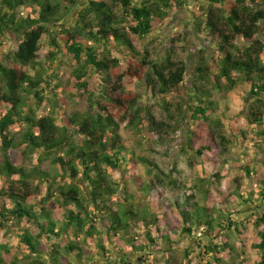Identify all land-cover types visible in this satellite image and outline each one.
I'll use <instances>...</instances> for the list:
<instances>
[{"label":"trees","instance_id":"1","mask_svg":"<svg viewBox=\"0 0 264 264\" xmlns=\"http://www.w3.org/2000/svg\"><path fill=\"white\" fill-rule=\"evenodd\" d=\"M188 5L187 0H0V53L12 46L5 55L9 64L0 63V236L5 240L0 264H98L96 257L108 256V247L120 256L119 264H135L132 255L156 257L166 247L174 250L177 237L197 233L208 240L197 264H232L236 239L245 241L252 232L261 240L256 264H264V210L243 221L234 218L240 208L264 202V177L255 161L237 164L257 181L255 190H245L239 176L236 190L217 202L207 183L211 156L240 149L248 157L251 145L255 159L264 158V0H194L193 28L211 49L200 51L189 96L183 86L188 64L176 59L182 37L172 38L161 60L142 46L174 9ZM80 7L70 25L68 18ZM45 36L50 51L43 58ZM59 62L72 68L66 80L55 69ZM139 85L159 99L162 119L154 105L143 103ZM234 90L245 100L253 98L241 117L247 128L232 121L236 115L225 98L215 99L216 93L224 97ZM173 93L181 100H167ZM70 95L86 98L87 110L67 114ZM188 122L182 152L203 173L193 186L179 184L177 168L166 175L127 147L122 134L126 124L145 135L146 144L169 149ZM47 163L50 170L43 169ZM141 164L150 175L146 182L135 173ZM163 176L183 193L170 204L160 191ZM130 178L149 201L139 203V195L130 193ZM190 258L187 249L185 264L193 263Z\"/></svg>","mask_w":264,"mask_h":264},{"label":"rangeland","instance_id":"2","mask_svg":"<svg viewBox=\"0 0 264 264\" xmlns=\"http://www.w3.org/2000/svg\"><path fill=\"white\" fill-rule=\"evenodd\" d=\"M82 1L88 2L89 0ZM187 1L189 2V5L183 6L180 9H174L162 30L157 31L153 35L149 36L146 40H143L142 46H144V51L148 49L151 50L153 52V56H156L159 60H161L167 53L172 38L178 36L182 37V39L180 40V44H178L176 59L185 61L188 64V73L186 75L183 86L185 88L187 96H189V91L191 90L193 85L192 79L195 75L197 64L201 56L200 51L202 49H207L208 51H210L211 47L203 40V38L196 34L192 25L193 17L190 11L194 0ZM82 8L83 7H80L68 18V23L70 25H74L77 22L79 11ZM47 39L48 38L45 36L41 41L42 52L44 55L43 58H45L50 51ZM11 49L12 46H7L2 49V53H0V63L9 64L5 55ZM115 50H117V52L121 53L125 57L130 55L127 49L116 47ZM113 54L115 55V53ZM66 63L67 65L61 68L62 64L59 62L55 68L60 72L63 80H66L70 76L72 71L69 62ZM138 89L143 94V103L154 105V111L156 112L157 116L162 119L163 116L161 115L160 108L157 104L159 99H155L146 89L145 85H139ZM223 95L216 93L215 99L218 101L225 98L228 102V106L232 109V113L236 115V118H233L232 121H239L241 127L247 128L245 121L241 117H243V115L245 114V111L253 98L245 100V96L241 93V91L238 90L226 93L224 97ZM68 100L69 104L65 108V111L69 115H72L74 113H83L88 108V102L86 98L78 101V98L76 96L70 95L68 97ZM167 100L176 103L181 99L178 98L177 93H173L172 95L167 97ZM188 107L189 98L187 97L186 113H188ZM44 111V113H49L48 108ZM189 125L190 123L188 122L180 128V131L176 136L175 144L169 149H166L156 143L146 144L147 137L142 134H136L134 131L126 128V124H124L123 126L122 134L127 147L136 150L139 155L149 157L152 161L158 164L160 170L164 171L166 175H171L172 169L177 168L178 171H181V175H175L176 179H178L179 184L189 183L191 186H193L194 184L198 183V181L203 177V173L199 164L194 163L193 166H190L187 161L188 157L182 152V149L185 147L187 142V128L189 127ZM254 129L256 131V128ZM228 132V137L232 139V134L230 133L231 131ZM255 139L259 143L263 142L262 139L256 138V136ZM251 148L252 146L250 145V150H248V157L244 156V152L240 149H235L225 156L219 155L211 156L209 158V160H211L212 166L209 172L210 176L207 183L208 185L212 183L211 186L214 188V190H216L213 193L217 198V202H220L222 199L228 197L236 190V188L238 187V182L236 181L239 176H242V186L245 188V190L249 191L256 189L257 181L250 180L246 176L245 172L242 171V168L237 166L238 163L252 166L253 164L248 162V160L255 161L254 163L258 166H256L257 170L263 173L260 177H264V158L255 159L256 154ZM149 149H152V151H149ZM43 169L50 170L51 165L47 163L43 166ZM135 173L142 177L143 182H146V180L150 177L147 171V167L142 164L138 166V168L135 170ZM215 175H221V179H215ZM162 178L165 180V185L160 187V191L164 196L163 200L166 204H170L175 196H183V193H181V191L172 189L167 185L169 180L167 176H163ZM114 179L120 181L121 175L115 174ZM124 179L127 180V173H124ZM81 186H83L84 189L86 188L83 182L81 183ZM127 188L130 193L139 195V203L149 201L146 194L139 193L136 185L132 182L131 178L128 179ZM245 195H247V191L245 192ZM256 196L258 195L256 194ZM263 210L264 202L260 201L254 205H246L243 208H240L239 213L235 214L234 218L238 221H243L245 220V218L255 214L257 215V213H261ZM249 227L250 231H252L253 228L251 226ZM244 233L248 235V232H246L245 230ZM2 236H0V243L5 241L4 239H2ZM207 241V238L200 233L195 234L193 237H190L187 234L182 235L180 237H177V244L174 250H171L170 247H166L164 249V252H162V254L160 255H157L156 257L151 256L152 252H147L144 255L136 253L130 257V261L135 264H151L153 263L152 260L155 258L158 264H185V251L187 249H190V260L193 261L192 264H197L201 260L200 256H203L201 247L204 246ZM260 241L261 240L257 232H252L250 235H248V239L245 241L240 242L236 239L235 245L237 247V254L233 255L231 263L241 264L244 261L248 264H256L257 259H259L260 257L259 251L257 250L256 246L260 243ZM85 246H87V244H85ZM108 250H110V254L108 256H105L104 253H102L101 256L99 255L96 257L98 264H119L121 259L120 256L117 253L113 252L109 247ZM143 259H145V262L142 263L141 260Z\"/></svg>","mask_w":264,"mask_h":264}]
</instances>
